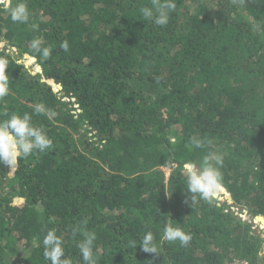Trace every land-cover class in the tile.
I'll return each instance as SVG.
<instances>
[{
  "label": "trees",
  "instance_id": "trees-1",
  "mask_svg": "<svg viewBox=\"0 0 264 264\" xmlns=\"http://www.w3.org/2000/svg\"><path fill=\"white\" fill-rule=\"evenodd\" d=\"M22 2L26 24L0 3V121L28 113L54 147L0 163V264H48V230L70 264L84 232L97 264H264V0H174L163 27L143 20L151 0ZM205 155L222 157L223 191L193 201L184 165ZM166 222L190 243L164 240Z\"/></svg>",
  "mask_w": 264,
  "mask_h": 264
},
{
  "label": "clouds",
  "instance_id": "clouds-1",
  "mask_svg": "<svg viewBox=\"0 0 264 264\" xmlns=\"http://www.w3.org/2000/svg\"><path fill=\"white\" fill-rule=\"evenodd\" d=\"M9 0H2L0 3H6L4 10L8 11L11 20L18 23H28L30 12L26 3L18 2L12 6ZM174 0H151L150 7H142L140 12L144 21H152L157 26H166L169 22L170 12L175 9ZM33 29L36 25H32ZM40 39H33L31 49L34 53H39L44 59L51 55L50 47H42ZM60 47L64 51L69 50L67 41H63ZM35 60V56L33 57ZM8 61L0 59V98L9 94V76L6 71ZM76 106V105H75ZM46 112L43 103H37L34 106L35 114H44ZM31 116L28 113L23 115L13 113L8 119L0 121V163L7 165L10 170L18 166V161L29 155L39 152L45 153L54 147L53 141L46 133L31 123ZM191 146L202 148L204 141L195 137L191 138ZM223 159L216 156L205 155L199 167L194 163L184 165V174L187 178V191L195 201L196 194L202 198L208 199L215 196L217 192L223 191V176L220 166ZM74 231H76L74 229ZM84 239L77 244L84 264H97L93 255V242L96 239L94 233L84 232ZM164 240L168 242L179 241L181 246H187L192 237L180 227H174L166 222L163 229ZM154 236L151 231L147 232L139 241L141 250L146 253L157 254ZM43 256L48 264H70L65 256L63 240L54 230H48L42 240ZM137 245V244H136ZM135 245V247H136ZM63 257V258H62Z\"/></svg>",
  "mask_w": 264,
  "mask_h": 264
},
{
  "label": "rangeland",
  "instance_id": "rangeland-1",
  "mask_svg": "<svg viewBox=\"0 0 264 264\" xmlns=\"http://www.w3.org/2000/svg\"><path fill=\"white\" fill-rule=\"evenodd\" d=\"M13 55L16 56L20 61L24 62L33 72H36L39 68L38 65L35 64V62L33 61V58L31 56H29L28 54H23L21 55V53L18 50L12 51ZM165 171V175L167 176L169 174V168L168 167H164L163 168ZM218 196V194H217ZM219 199H224V196H219ZM232 210H236L235 207L232 208ZM242 217H245V214H242ZM256 221V220H255ZM259 229H262V226H258ZM264 237V233L262 234ZM262 252H264V245L262 247ZM234 264H240V263H234ZM245 264V263H244Z\"/></svg>",
  "mask_w": 264,
  "mask_h": 264
},
{
  "label": "water",
  "instance_id": "water-1",
  "mask_svg": "<svg viewBox=\"0 0 264 264\" xmlns=\"http://www.w3.org/2000/svg\"><path fill=\"white\" fill-rule=\"evenodd\" d=\"M217 194H218V192L215 194V196H217ZM257 217H260V218H261V216H257ZM257 217H256V218H257ZM262 217H264V216H262ZM260 220H261V219H260ZM261 221H262V220H261Z\"/></svg>",
  "mask_w": 264,
  "mask_h": 264
},
{
  "label": "built area",
  "instance_id": "built-area-1",
  "mask_svg": "<svg viewBox=\"0 0 264 264\" xmlns=\"http://www.w3.org/2000/svg\"><path fill=\"white\" fill-rule=\"evenodd\" d=\"M0 1H2V0H0Z\"/></svg>",
  "mask_w": 264,
  "mask_h": 264
}]
</instances>
